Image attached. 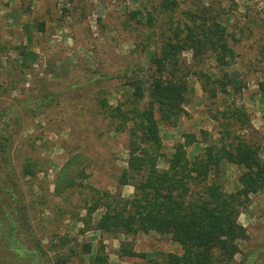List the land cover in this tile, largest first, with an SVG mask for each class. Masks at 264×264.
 <instances>
[{"label":"rangeland","instance_id":"1","mask_svg":"<svg viewBox=\"0 0 264 264\" xmlns=\"http://www.w3.org/2000/svg\"><path fill=\"white\" fill-rule=\"evenodd\" d=\"M163 1L0 0V113L10 111L8 116H13L10 166L19 194V199L11 197L9 190L16 186L0 165V214L4 210L14 214L19 205L25 206L33 234L44 245L47 264H55L59 253L73 255L67 264H90L101 247L110 264H156L158 253L180 251L169 236L156 232L134 237L94 229L83 232L84 207L93 192L78 189L57 195L54 180L68 158L82 152L90 163L87 182L94 188L126 198L134 195L133 186L120 185L117 179L128 159L127 136L111 132L94 103L101 95L113 104L123 100L129 91L120 74L135 65L147 70L148 53L159 50L164 34L186 20L189 10L209 6L228 28L235 56L221 68L209 56L197 61L191 51L183 52L190 75L187 114L177 126L160 127L166 158L186 133L197 138L188 147L190 159L216 140L219 124L213 116L227 103L243 105L254 133H264V95L259 88L264 82V0H177L172 15L161 7ZM138 11L142 14L134 15ZM200 72L210 74L213 81L222 80L226 72L227 93L220 92L218 82L207 86L206 92ZM211 88H218L216 97L211 96ZM45 94L56 97L31 113L36 97ZM250 132L243 133L249 138L254 135L249 136ZM27 161L36 167L33 177L23 173ZM167 166L166 159L160 161L161 168ZM240 173L237 165L224 166L220 181L227 192L237 189ZM102 212L101 208L94 212L93 224ZM240 222L250 235L241 248L250 252L264 242V189L251 196ZM7 240L0 227V264H25L7 252ZM124 241L131 242L139 255H122ZM87 244L91 253H85ZM242 258L239 254L232 264Z\"/></svg>","mask_w":264,"mask_h":264},{"label":"trees","instance_id":"2","mask_svg":"<svg viewBox=\"0 0 264 264\" xmlns=\"http://www.w3.org/2000/svg\"><path fill=\"white\" fill-rule=\"evenodd\" d=\"M161 7L172 15L178 2L164 0ZM198 8L186 12V20L178 22L169 35L164 34L159 50L148 53L147 70L135 65L120 74L125 79L123 86L129 91L123 100L113 104L101 95L94 103L110 131L127 136L128 159L117 179L120 185L133 186L134 195L126 198L121 193L94 188L87 182L90 163L82 152L73 153L58 170L54 190L57 195L78 189L93 192L84 207L86 216L82 221L86 229L83 232L94 229L133 237L156 232L180 245L177 253H158L156 264H232L239 254L243 256L239 264H260L264 261V242L255 244L250 252H243L241 248V243L248 241L250 235L240 216L250 204L251 196L264 189V133H254L256 130L244 106L227 103L214 114L213 120L219 124L218 137L193 159L188 156V147L197 141L194 133H186L170 157L166 158L163 151L161 125L177 126L187 114L185 103L190 75L183 52L191 51L197 61L209 56L221 68L229 65L235 56L231 34L217 20L218 15H213L209 6ZM148 20L152 22L153 17L149 16ZM200 73L205 78L206 92L207 86L218 82L220 92L227 93L226 72L222 80L215 81L210 74ZM259 88L264 95V82ZM217 94L218 88H213L211 96ZM54 97L50 94L36 97L35 106H30L31 113L35 114ZM3 113H0V165L16 186L9 190L11 197L19 199L18 182L10 166L13 116H8L10 111ZM250 129L249 136L254 135L248 138L243 132ZM163 159H166V168L160 167ZM226 164L241 168L238 187L233 192H227L220 181ZM23 173L35 176V165L25 162ZM100 208L103 212L93 224V214ZM0 219V227L8 238L5 243L9 254L25 264H47L44 245L33 234L25 206L19 205L14 214L4 210ZM120 250L122 255H139L129 241L122 242ZM85 253H91V245H85ZM72 256L59 253L55 264H67ZM90 264H110L104 247L96 251Z\"/></svg>","mask_w":264,"mask_h":264}]
</instances>
